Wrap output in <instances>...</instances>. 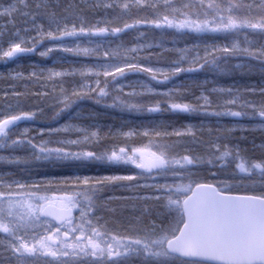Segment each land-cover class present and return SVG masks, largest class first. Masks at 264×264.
<instances>
[{
    "label": "snow or ice",
    "instance_id": "snow-or-ice-1",
    "mask_svg": "<svg viewBox=\"0 0 264 264\" xmlns=\"http://www.w3.org/2000/svg\"><path fill=\"white\" fill-rule=\"evenodd\" d=\"M97 9H104L106 14L109 10L120 9V13L105 19L104 26H100V22L92 23L87 19V12ZM134 9L135 16L132 15ZM18 18L24 25L22 28L17 26ZM138 26L161 31L223 33L226 38L231 37L232 42L221 47L206 46L203 56L199 52L190 55L187 48L175 50L178 58L166 69L141 63V59L162 55L151 51L162 44L145 41L129 47L120 43L115 48L101 51L99 44L90 48L80 44L70 47L64 43L65 38L86 37L89 43L92 37L119 38ZM248 30L264 38V0H95L87 5L61 4L59 0H9L6 6L0 2V41L8 38L7 50L0 44L3 58L14 59L34 53L44 40H51L58 41L55 47L64 52L94 60L91 66L84 64L71 71L49 69L46 77L43 73L39 76L36 72L30 73V78L43 77L53 81L54 92L56 78L77 75L84 80L94 78V87L81 83L69 88L60 81V90L55 96L59 108L56 115L68 112L70 119L75 118L71 110L78 100L94 95L96 103H100L110 95L109 78L116 85L128 74L144 73L157 84H167L182 73L205 69L221 74L231 72L233 68L242 74L251 72L249 60L258 61L264 72V43L249 40ZM241 33H244L243 45L239 39ZM144 35V32L140 33L141 37ZM134 39L139 40V37ZM53 50L48 48L39 55L45 57ZM142 51H147V55L141 57ZM231 57L245 59L229 67ZM185 63L189 66L184 67ZM21 76L17 73L13 79ZM142 88L141 93L133 91L126 95L165 97L166 100L133 103L117 94L110 106L126 108L130 112L172 111L247 118L258 121L259 129L264 131V85L259 88L246 86L243 90L212 88V93H228L224 105L231 107L224 112L212 110L213 100L203 93L196 98L197 103L177 102L174 93L179 94V89L158 91L151 85H142ZM117 92H123V87ZM35 95L47 96L48 93L37 92ZM257 95L259 99L254 98ZM201 100L203 103L199 102ZM215 107L221 105L215 104ZM79 115L78 112L75 114ZM35 116V112L23 111L18 115L4 114L0 118V148L30 146L37 160L107 161L131 164L139 172L134 175L77 176L75 184L66 189L71 194L57 202L41 195L44 189L39 184L30 188L18 180L0 183V264H264V155L246 159L238 146L224 142L219 135L207 142L204 154L194 155L190 149L177 152L176 145L168 143L167 138L170 135L195 137L196 132L191 127L173 133L162 128L122 133L125 137L137 134L155 137L156 142L150 145L155 150L119 147L110 152L71 151L67 146L89 142L91 138H98L99 133L85 134L83 140L41 139L37 144L28 137L27 128L22 133L16 131L19 121ZM70 130L84 131L66 123L60 128L49 127L47 134L51 136ZM208 134L212 136L213 129L209 128ZM40 135H45L44 129ZM50 144L56 146L50 147ZM229 163L235 167L224 178H220L217 171L210 172L211 178L200 173L202 166H219L222 171ZM257 176L259 191L255 188ZM70 179L65 178L66 185ZM141 179L145 183L141 184ZM122 181L129 183L121 187L134 192L121 199L125 205H130L132 213H138L133 217L137 226L123 235L110 234L100 226L97 217L105 207L99 194L109 184ZM74 211L78 212V217L73 215ZM146 218L150 222L142 224Z\"/></svg>",
    "mask_w": 264,
    "mask_h": 264
},
{
    "label": "trees",
    "instance_id": "trees-1",
    "mask_svg": "<svg viewBox=\"0 0 264 264\" xmlns=\"http://www.w3.org/2000/svg\"><path fill=\"white\" fill-rule=\"evenodd\" d=\"M5 6L9 0H0ZM61 4L77 3L87 5L95 2V0H59ZM120 9L115 12L109 10L107 14L104 9H97L87 12V19L92 23L100 22V26H104L105 19H111L114 15L119 14ZM146 14V13H145ZM137 15L135 9L132 13ZM125 19H128L125 16ZM17 26L23 27L20 18L17 19ZM144 32L143 37L140 33ZM249 40L256 43H264V38L247 32ZM35 35V33H31ZM139 37V40L134 39ZM7 36L0 44L3 45L4 50L8 48ZM239 39L243 45L244 33H241ZM92 42L89 43L88 38H65L64 43L70 47H75L80 44L83 47L95 48L97 44L102 45L101 51L104 48H115L120 43H125L131 47L136 43H150L162 44L160 48L151 49L152 52L162 55H153L149 60L141 59V63L152 67L168 68L173 60L178 58V49H189L190 55H195L197 52L201 56L204 55L205 47L216 45L221 47L232 42L231 37H225L223 33H195L188 31H178L176 29H154L151 27L138 26L136 29L128 30L119 38L114 36L92 37ZM58 41L44 40L34 53L20 55L14 59H6L0 54V118L4 114L18 115L20 112H35V118L31 120H21L17 124L16 131L22 133L24 129H28V137L33 138V142L39 144L43 140H83L85 134L91 132H98V138H91L89 142L82 143L78 146H67L71 151L81 150H95L97 152L118 150L119 147H127L128 149L134 147H144L146 150H155L151 144L156 142L155 137H145L142 134L125 137L122 133L133 132L142 133L146 128H162L169 133L175 131L184 132L191 127L196 132L195 137L184 136L176 137L170 135L167 142L176 145V151L184 152L185 149H190L192 154H204L207 151V142L215 139L217 135L221 136L224 142L231 146H238L241 150V155L246 159L259 158L264 155V131L258 127V121H250L247 118H235L228 115H203L201 113H179L172 111H164L159 113L130 112L126 108L111 107L114 100L113 97L119 94L123 99L130 102L153 103L155 100H166L165 97H150V96H128L127 93L135 91L141 93L144 91L142 85H151L158 91H166L169 88L179 89L180 93H174L177 102H191L197 103V97L201 93L209 95L214 102V111H227L231 106H225L224 101L228 99V93H212V88H233L243 90L246 86H255L259 88L264 85V72L261 71V65L258 61H247L252 65V71L241 73L239 70L233 68L228 73H218L214 70L208 69L195 73H182L174 77L167 84H157L150 80L149 76L144 73H132L122 78L118 84L113 85L111 78H109L108 91L110 95L105 97L100 103H96L94 95L93 98H85L78 100L71 114L73 119L69 118V113L64 112L57 116L59 110L55 96L59 93V83L64 81L65 87H72L76 84H91L95 86V80H84L79 77H64L56 78L57 87L53 91V81H48L46 77L48 70L54 71H71L79 69L82 65L87 64L91 66L94 63L92 59H86L73 55L72 53L64 52L55 47ZM48 48L54 50L48 53L47 56L41 57L39 53L46 51ZM165 49L169 51H165ZM147 55V51H142L140 56ZM245 58L231 57L228 59L229 67L240 63ZM184 67L189 65L185 63ZM36 72L38 76L43 73V77L30 78V73ZM17 73L22 76L19 79H13ZM162 78V77H161ZM103 80V77H101ZM207 81V83H205ZM123 87V92L118 93L117 89ZM47 92V96H37L35 93ZM5 93L8 95L5 96ZM13 93H20L16 96ZM251 98V97H250ZM259 99L257 95L254 97ZM203 103V101H199ZM215 104H220L221 107L216 108ZM11 106V107H9ZM166 106V104H165ZM59 107H62L60 105ZM233 110H238L233 108ZM79 116H75L76 113ZM66 123H71L78 128L84 129L83 132L70 130L68 132H60L49 136L47 129L60 128ZM213 129V135L209 136L208 129ZM235 128V131L228 132V129ZM241 128H249L247 131H242ZM41 129L45 130V135L41 137ZM50 147H55V144H50ZM0 157V177L11 180L6 181V184L12 181H20L30 187L34 184L41 185L45 189V193L53 196V201L57 202L66 194L67 188L75 184V177H102L110 175H134L139 172L134 166L125 164H110L107 161H47L37 160L33 149L30 146L17 147L15 149L1 148ZM231 159V158H229ZM12 160L13 162H9ZM239 162L238 160L236 161ZM10 166V168H9ZM235 165L229 163L224 170L211 168V166H202L200 173L203 176H209L211 171H217L220 178H224L232 173ZM65 178H71L69 183L65 184ZM211 178V177H210ZM0 179V182H2ZM149 183L151 181H148ZM129 182H115L106 186L100 195V202L105 205L98 213L97 217L100 221V226L106 229L110 234H125L133 227L137 226L134 220L130 205H125L122 197L132 196L133 190L120 185H127ZM140 183H145L144 179ZM247 187V185H246ZM257 191L260 190L259 177L257 176V183L255 185ZM113 209L115 211H113ZM78 212H75V216ZM156 218L155 213L153 219ZM147 218L142 222L149 223ZM142 226V225H141ZM179 264V262H178Z\"/></svg>",
    "mask_w": 264,
    "mask_h": 264
},
{
    "label": "rangeland",
    "instance_id": "rangeland-1",
    "mask_svg": "<svg viewBox=\"0 0 264 264\" xmlns=\"http://www.w3.org/2000/svg\"><path fill=\"white\" fill-rule=\"evenodd\" d=\"M0 150H2L1 148H0ZM120 164H123V163H120ZM113 165H115V164H113ZM125 165H128V166H133V165H131V164H125ZM9 168H10V166H9ZM2 169H4V167L2 168ZM1 168H0V171L2 170ZM4 177H0V179H3ZM2 182H0V183H3V184H6V181H11L10 179L9 180H6V179H3V180H1ZM31 188V187H30ZM45 191V189L43 190V191H41V195H46V196H48L50 199H52L53 200V196L52 195H50V194H47V193H45L44 192ZM75 212V211H74ZM77 217H78V215H77ZM94 223H95V221H94Z\"/></svg>",
    "mask_w": 264,
    "mask_h": 264
},
{
    "label": "water",
    "instance_id": "water-1",
    "mask_svg": "<svg viewBox=\"0 0 264 264\" xmlns=\"http://www.w3.org/2000/svg\"><path fill=\"white\" fill-rule=\"evenodd\" d=\"M73 215H74V213H73Z\"/></svg>",
    "mask_w": 264,
    "mask_h": 264
}]
</instances>
